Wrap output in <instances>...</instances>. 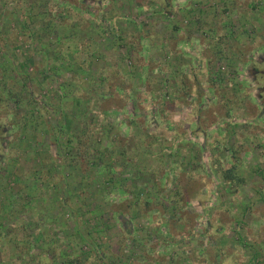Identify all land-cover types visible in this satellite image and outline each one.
Instances as JSON below:
<instances>
[{"label": "rangeland", "instance_id": "374dc122", "mask_svg": "<svg viewBox=\"0 0 264 264\" xmlns=\"http://www.w3.org/2000/svg\"><path fill=\"white\" fill-rule=\"evenodd\" d=\"M53 254L264 264V0H0V264Z\"/></svg>", "mask_w": 264, "mask_h": 264}, {"label": "trees", "instance_id": "16d2710c", "mask_svg": "<svg viewBox=\"0 0 264 264\" xmlns=\"http://www.w3.org/2000/svg\"><path fill=\"white\" fill-rule=\"evenodd\" d=\"M52 19V18H51ZM203 19V18H202ZM201 19V20H202ZM200 20V21H201ZM202 23H200V26H202V25H206V24H204V22H205V20H203V21H201ZM23 31H24V33H26L27 35H31V32L29 33L28 32V29L26 28V26H24V29H23ZM3 41H4V39H5V36H3ZM154 62V60L153 59H150V63H153ZM26 77L29 79L31 76H29V75H26ZM147 79H148V77H147ZM148 85H149V82H147L146 83V86H145V90L142 92L143 94H146L147 96L146 97H150V98H153L152 96H150L149 95V91H147V87H148ZM116 90H117V92L119 93V92H121V94H123L124 92H126V88L125 87H122L121 86V84H119V85H117V88H116ZM13 91V90H12ZM115 93L116 92H113L112 91V96H115ZM126 95H128L129 96V98H130V100H131V93H125ZM59 127V126H58ZM151 138L153 137V135H151L150 136ZM58 138V137H57ZM149 140L146 138V142H148ZM68 142L69 143H72V144H70L69 145V147L70 148H73L74 147V144H73V142H72V140L70 139V140H68ZM148 144H149V142H148ZM80 151L81 150H79V153H80ZM235 157V156H234ZM218 171H221L222 173V177L225 179V180H227V181H229V182H234L235 183V180L236 179H238V177H237V165H236V163H233L232 165H230V166H227V167H225V168H219V170ZM239 180L241 181V178H239ZM236 183H238V182H236ZM240 184H242L241 182H240ZM140 199V197H137L136 198V200L137 201H140L139 200ZM137 201H133V203L134 204H136V203H138ZM152 200H151V198H146L145 199V204H149L150 202H151ZM13 234L15 233V229H14V227L10 230ZM10 232V233H11ZM15 235V234H14ZM27 241V240H26ZM24 241H18V243H16V246H17V249H18V251L19 252H24V250H25V246H23L22 245V243H23ZM87 242H88V244H94L93 242H92V239H89V240H87ZM20 243V244H19ZM28 243H30V241L28 240ZM32 245V244H31ZM87 257H88V255H86V258H85V260L87 259ZM46 258V257H45ZM42 257H39V259L34 263V264H48L49 262H47V261H53L54 260V254H53V258L52 257H50V259L49 258H46L47 260H46V262H43L42 261ZM84 260V259H83ZM79 262V264H82L81 263V261H78ZM83 262V261H82ZM84 264V263H83Z\"/></svg>", "mask_w": 264, "mask_h": 264}, {"label": "flooded vegetation", "instance_id": "af4514ba", "mask_svg": "<svg viewBox=\"0 0 264 264\" xmlns=\"http://www.w3.org/2000/svg\"><path fill=\"white\" fill-rule=\"evenodd\" d=\"M255 70V72H258L259 70H257V69H254Z\"/></svg>", "mask_w": 264, "mask_h": 264}]
</instances>
